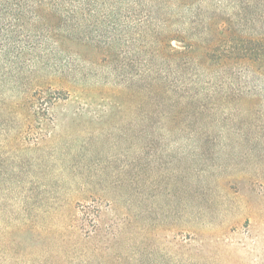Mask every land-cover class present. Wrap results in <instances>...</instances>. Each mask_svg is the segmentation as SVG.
<instances>
[{
    "label": "rangeland",
    "instance_id": "obj_1",
    "mask_svg": "<svg viewBox=\"0 0 264 264\" xmlns=\"http://www.w3.org/2000/svg\"><path fill=\"white\" fill-rule=\"evenodd\" d=\"M128 46L0 105V264H264V110L150 114Z\"/></svg>",
    "mask_w": 264,
    "mask_h": 264
},
{
    "label": "trees",
    "instance_id": "obj_2",
    "mask_svg": "<svg viewBox=\"0 0 264 264\" xmlns=\"http://www.w3.org/2000/svg\"><path fill=\"white\" fill-rule=\"evenodd\" d=\"M263 24L264 0H0V105L68 95L83 61L73 50L111 60L129 44L150 114L175 124L232 101L262 111Z\"/></svg>",
    "mask_w": 264,
    "mask_h": 264
}]
</instances>
